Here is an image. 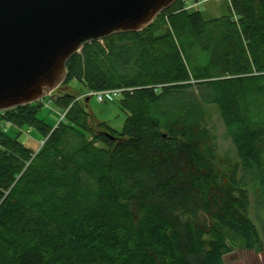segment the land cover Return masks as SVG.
<instances>
[{"label":"trees","instance_id":"obj_1","mask_svg":"<svg viewBox=\"0 0 264 264\" xmlns=\"http://www.w3.org/2000/svg\"><path fill=\"white\" fill-rule=\"evenodd\" d=\"M223 3L206 17L176 0L139 31L84 43L62 85L86 93L48 96L55 126L42 100L0 113L16 125L0 135V264H224L230 230L262 250L247 213L248 192L264 205V0ZM114 89L121 131L86 110L89 91ZM206 105L235 147L228 174ZM27 128L43 140L34 156Z\"/></svg>","mask_w":264,"mask_h":264},{"label":"water","instance_id":"obj_2","mask_svg":"<svg viewBox=\"0 0 264 264\" xmlns=\"http://www.w3.org/2000/svg\"><path fill=\"white\" fill-rule=\"evenodd\" d=\"M176 0H0V111L51 95L81 46L139 31Z\"/></svg>","mask_w":264,"mask_h":264},{"label":"rangeland","instance_id":"obj_3","mask_svg":"<svg viewBox=\"0 0 264 264\" xmlns=\"http://www.w3.org/2000/svg\"><path fill=\"white\" fill-rule=\"evenodd\" d=\"M223 2H226L230 6L226 0H210L202 3L198 8L206 17H217L227 12ZM62 84L61 87H64ZM67 86L75 94L86 93V87L77 79L69 80ZM118 100L119 95L108 96L104 101H98L95 95H91L85 101L86 110L92 113L96 120L104 121L116 131H121L126 119V113L119 107ZM42 102L43 105L39 110V118H44L49 125L55 126L61 120L62 110L50 102L48 96H45ZM206 109V127L214 136L216 144L217 171L221 174H228L232 166L238 162L235 147L226 132L216 106L206 105ZM19 139L33 152L37 150L41 141L40 135L35 129H31L29 136L20 135ZM247 215L259 231L263 243L262 250L258 251L256 248L248 249L244 247L240 236L230 230L228 232V235H230L228 237L230 250L223 255L224 264H264V205H257L249 192ZM202 239L208 240L209 235H203ZM207 246L208 244L206 243L203 248H208Z\"/></svg>","mask_w":264,"mask_h":264},{"label":"built area","instance_id":"obj_4","mask_svg":"<svg viewBox=\"0 0 264 264\" xmlns=\"http://www.w3.org/2000/svg\"><path fill=\"white\" fill-rule=\"evenodd\" d=\"M207 1H210V0H182V8L186 9V10H191L194 8H198L199 6H201L202 3L207 2ZM226 1H228V3L231 5L232 0H226ZM233 18L235 20L237 19L235 14L233 15ZM121 91H122V89L89 91L87 93V95L88 96L95 95L97 97L98 101H104L106 99V97H108V96L110 97L112 95H118ZM4 111L5 110L0 111V113L3 114ZM63 115L64 114L61 115V119L63 118ZM11 127H16V125L1 116L0 117V135H1V133L8 131ZM21 132L23 135L29 136L31 133V128L22 129ZM42 144H43V140H41L39 142V146H38L37 150H35L32 153V156H34L36 154V152L39 150V148L41 147ZM1 148H2V145L0 142V149Z\"/></svg>","mask_w":264,"mask_h":264},{"label":"crops","instance_id":"obj_5","mask_svg":"<svg viewBox=\"0 0 264 264\" xmlns=\"http://www.w3.org/2000/svg\"><path fill=\"white\" fill-rule=\"evenodd\" d=\"M30 142V141H29ZM32 146V145H31Z\"/></svg>","mask_w":264,"mask_h":264}]
</instances>
